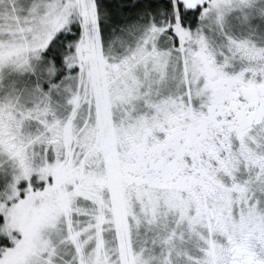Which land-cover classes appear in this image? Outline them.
Instances as JSON below:
<instances>
[{
    "label": "snow or ice",
    "instance_id": "obj_1",
    "mask_svg": "<svg viewBox=\"0 0 264 264\" xmlns=\"http://www.w3.org/2000/svg\"><path fill=\"white\" fill-rule=\"evenodd\" d=\"M0 264H264V0H0Z\"/></svg>",
    "mask_w": 264,
    "mask_h": 264
}]
</instances>
